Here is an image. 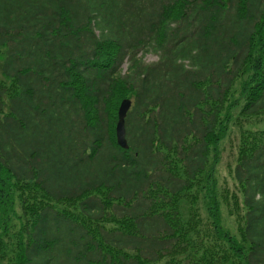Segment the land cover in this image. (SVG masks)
<instances>
[{"label":"trees","instance_id":"16d2710c","mask_svg":"<svg viewBox=\"0 0 264 264\" xmlns=\"http://www.w3.org/2000/svg\"><path fill=\"white\" fill-rule=\"evenodd\" d=\"M0 48L16 89L0 83V264L14 193L27 225L12 264H206L176 198L205 171L238 83L241 116L264 113V0H0ZM234 178L239 237L214 196L212 233L235 264H264V133L243 140Z\"/></svg>","mask_w":264,"mask_h":264},{"label":"rangeland","instance_id":"374dc122","mask_svg":"<svg viewBox=\"0 0 264 264\" xmlns=\"http://www.w3.org/2000/svg\"><path fill=\"white\" fill-rule=\"evenodd\" d=\"M6 57V49L0 48V83L7 86L11 93H16L13 82L7 79L2 73V65ZM140 57L148 64L155 63L158 57L154 54H141ZM127 70V65L123 66V71ZM251 74H248V80ZM230 95V103L236 104L230 106L223 112V119L218 127L216 141L211 148L209 163L205 171L198 177V181L193 187L185 192L182 197L176 198L177 208L174 211L176 216L179 213L182 225L189 230V234L185 240L190 247L194 245L198 259L202 263L210 264L217 261L219 264H235L236 261L228 254L227 248L222 246L223 241L212 233V221L209 216V205L212 197L217 200L221 214L222 229L231 236L239 237V223L243 215L241 187L235 181L234 170L239 160V150L243 144V140L249 135L264 133V113L258 116L242 117L241 108L245 105V99L241 97L243 81L238 83ZM251 89V88H250ZM173 168L182 174L181 165L175 158H171ZM21 194H13V211L9 213L12 230L15 234H11L4 239L2 249L7 252L5 261L2 264H12L14 258L13 244L19 241L18 232L22 231V226L27 225V219L22 212ZM57 208L65 211L77 213V204H60ZM178 211V213H177ZM80 220L88 223L81 215ZM105 227L112 230L119 227L115 221H108ZM186 231V230H185ZM11 241V245L7 246L6 242ZM186 246V245H185ZM207 249V250H206ZM206 252V254L204 253ZM211 257V258H210ZM182 259V256L179 257ZM215 259V261H214ZM192 260H186L181 264H188ZM170 260H163L159 264H170Z\"/></svg>","mask_w":264,"mask_h":264},{"label":"water","instance_id":"95a60500","mask_svg":"<svg viewBox=\"0 0 264 264\" xmlns=\"http://www.w3.org/2000/svg\"><path fill=\"white\" fill-rule=\"evenodd\" d=\"M132 107V101L129 99L124 100L121 103L118 112V123L116 126V137H117V144L123 150H128L129 145L127 141V131H126V118L128 113Z\"/></svg>","mask_w":264,"mask_h":264}]
</instances>
